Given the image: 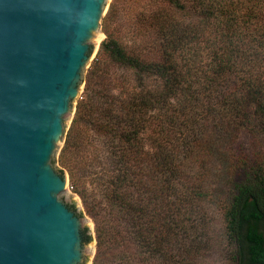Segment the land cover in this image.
I'll use <instances>...</instances> for the list:
<instances>
[{"label": "trees", "instance_id": "trees-1", "mask_svg": "<svg viewBox=\"0 0 264 264\" xmlns=\"http://www.w3.org/2000/svg\"><path fill=\"white\" fill-rule=\"evenodd\" d=\"M151 1L158 7L139 12L133 24L140 37L137 45H125L108 30L112 8L104 18L105 38L86 76L84 96L75 108L57 163L61 173L67 172L72 189L80 188L88 178L100 180L105 202L120 215L128 230L125 241L131 240L140 257L165 264H192L204 246L177 243L186 231L180 210L186 213L185 207L194 206L204 192L196 186L179 194L174 177L182 171L180 166L170 154L148 153L143 138L150 130L149 139L157 144L162 117L171 113L174 100L183 90L184 79L175 56L186 50L195 31L177 14L188 7L206 17L222 12L217 10V0ZM255 19L253 44L264 53V11H259ZM146 38H153V42L148 44ZM147 53L155 58L148 59ZM227 56L228 64L234 66L232 55ZM240 65L247 72L237 83L240 89L236 101L242 105L241 124L255 136V128L264 133V56L248 58ZM114 70L130 73L132 87L116 89ZM251 105L253 112L248 110ZM228 173L240 179L233 182L231 192L219 206L227 256L232 264H264L263 156L255 154L248 159L232 155ZM81 235L83 242L92 241L87 228ZM95 240L92 264H101L104 247L114 238L108 239L96 224Z\"/></svg>", "mask_w": 264, "mask_h": 264}, {"label": "water", "instance_id": "water-1", "mask_svg": "<svg viewBox=\"0 0 264 264\" xmlns=\"http://www.w3.org/2000/svg\"><path fill=\"white\" fill-rule=\"evenodd\" d=\"M113 1L0 0V264H89L57 159Z\"/></svg>", "mask_w": 264, "mask_h": 264}, {"label": "rangeland", "instance_id": "rangeland-1", "mask_svg": "<svg viewBox=\"0 0 264 264\" xmlns=\"http://www.w3.org/2000/svg\"><path fill=\"white\" fill-rule=\"evenodd\" d=\"M217 1V10L222 12L219 16L206 17L204 13L189 7L182 14H177L195 31L190 35L191 41L186 50L175 56L184 79L183 90L174 100L171 113L162 117L157 144L150 141V130L143 138V146L148 153L170 154L176 165L180 166L178 168L182 171L174 177L179 194H185L187 189L196 186L204 192L194 206L185 207L186 213L180 210L186 231L177 239V243L185 247L195 244L204 246L202 254L194 258L192 264H232L226 253L219 206L231 192L233 182L240 177L228 173V160L232 155L252 159L255 154L262 155L264 159V133L260 134L255 128L254 136L247 126L241 124L242 105L236 101V91L240 89L237 83L247 72V69L240 67V62L264 56L254 46L251 31L252 26L257 24L255 18L259 11H264V0ZM157 7L158 3L151 0H114L110 7L108 30L125 45H137L140 37L136 35L133 24L139 12ZM98 39L100 43L104 37L98 36ZM146 42H153V38H146ZM140 47L144 48V43ZM229 54L233 57L234 66L228 64ZM145 56L155 58L152 53ZM112 73L116 89L132 87L129 84L133 81L130 73L122 70ZM84 88L85 84L83 93ZM248 110L253 112L254 106H249ZM63 173L69 179L67 172ZM74 188L73 207L65 204L93 227L90 232L92 241L87 243L89 264H92L96 253V224L100 225L108 239L114 238V242L106 243L101 264H165L140 257L131 240L125 241L128 230L119 219L120 215L105 202L98 178L85 179L80 188Z\"/></svg>", "mask_w": 264, "mask_h": 264}, {"label": "flooded vegetation", "instance_id": "flooded-vegetation-1", "mask_svg": "<svg viewBox=\"0 0 264 264\" xmlns=\"http://www.w3.org/2000/svg\"><path fill=\"white\" fill-rule=\"evenodd\" d=\"M70 208V207H69Z\"/></svg>", "mask_w": 264, "mask_h": 264}]
</instances>
